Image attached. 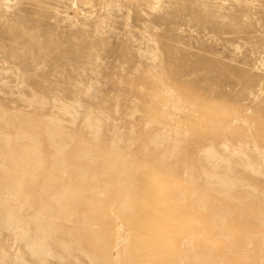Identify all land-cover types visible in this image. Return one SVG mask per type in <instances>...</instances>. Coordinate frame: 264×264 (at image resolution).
Here are the masks:
<instances>
[{
    "label": "rangeland",
    "instance_id": "rangeland-1",
    "mask_svg": "<svg viewBox=\"0 0 264 264\" xmlns=\"http://www.w3.org/2000/svg\"><path fill=\"white\" fill-rule=\"evenodd\" d=\"M0 264H264V0H0Z\"/></svg>",
    "mask_w": 264,
    "mask_h": 264
},
{
    "label": "bare ground",
    "instance_id": "bare-ground-1",
    "mask_svg": "<svg viewBox=\"0 0 264 264\" xmlns=\"http://www.w3.org/2000/svg\"><path fill=\"white\" fill-rule=\"evenodd\" d=\"M120 228H121V230L124 229L123 226H122L121 224H120ZM116 257H117V256H116Z\"/></svg>",
    "mask_w": 264,
    "mask_h": 264
}]
</instances>
